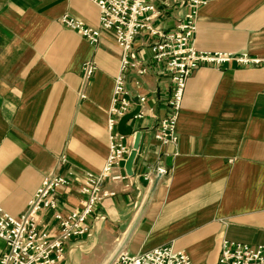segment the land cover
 Segmentation results:
<instances>
[{"label":"crops","instance_id":"1","mask_svg":"<svg viewBox=\"0 0 264 264\" xmlns=\"http://www.w3.org/2000/svg\"><path fill=\"white\" fill-rule=\"evenodd\" d=\"M65 14L97 27L101 11L91 0H0V204L16 217L46 175L73 166L83 178L100 171L109 153L108 110L121 49L110 30L92 44L61 22ZM165 14L159 21L174 27L176 12ZM195 46L264 56V0L202 6ZM91 59L98 68L85 82L82 67ZM144 80L147 115L127 122L133 144L137 131L145 136L133 174L126 159L118 171L128 177L106 183L116 194L99 203L88 234L66 243L59 264H110L118 251L166 244L195 264H211L224 237L264 244V65L199 66L187 80L176 147L154 138L171 81L153 74ZM63 155L69 163L61 167ZM158 161L167 174H155ZM77 186L61 191L62 211L80 206ZM43 223L56 231L50 214ZM6 249L0 239V252Z\"/></svg>","mask_w":264,"mask_h":264},{"label":"built area","instance_id":"2","mask_svg":"<svg viewBox=\"0 0 264 264\" xmlns=\"http://www.w3.org/2000/svg\"><path fill=\"white\" fill-rule=\"evenodd\" d=\"M101 11L97 27L87 25L82 19L65 14L61 22L88 39L92 44L100 41L103 30L113 31L121 49L120 70L115 77L111 106L108 110L109 153L105 164L98 172L85 171L79 178L73 166L64 174L51 173L45 176L41 186L30 199L20 217L10 214L0 204V239L7 249L0 252V264H59L66 252V243L88 234L90 217L99 203L116 191L106 188L107 182H121L126 177L118 171L134 150L132 135L119 132V121L140 106L133 118H142L147 111L142 109L146 95L142 93L144 78L153 74L167 76L172 85L167 99V114L154 129V138L162 146L179 143L178 119L183 104L187 80L203 64L220 66L237 62L248 66L264 65V56L247 51L238 53L198 50L195 35L198 15L202 6L212 0H91ZM161 5V7H160ZM176 12L177 23L166 27L159 19L167 12ZM146 49L149 56L146 57ZM91 59L82 67L85 82L97 71ZM134 88L129 86L130 80ZM86 97L84 92L81 93ZM139 153V151H138ZM159 158V157H158ZM160 159V158H159ZM69 163L66 155L60 158L59 166ZM168 173V168L158 161L157 176ZM152 177V172L145 174ZM78 184L80 206L69 212L60 208L59 195L63 189ZM50 214L56 221V231L43 223ZM110 264H195L185 250L172 244L154 247L148 251L132 254L118 251ZM211 264H264V244L252 245L224 237L220 244L218 260Z\"/></svg>","mask_w":264,"mask_h":264},{"label":"water","instance_id":"3","mask_svg":"<svg viewBox=\"0 0 264 264\" xmlns=\"http://www.w3.org/2000/svg\"><path fill=\"white\" fill-rule=\"evenodd\" d=\"M138 110H139V108L128 113L127 115L122 117V119L119 121L118 130L121 134L126 135V136L133 134L134 128L132 125H128L127 122L129 121V119L134 117V115L138 112ZM144 137L145 136L143 135V133L141 131H137L135 133L134 150L129 155V158L126 162V169H127L129 174H133L132 168H133V165L137 159L138 151L140 152L142 149Z\"/></svg>","mask_w":264,"mask_h":264}]
</instances>
